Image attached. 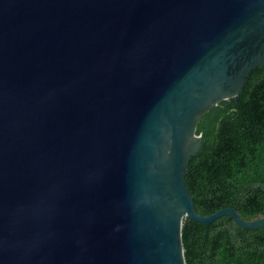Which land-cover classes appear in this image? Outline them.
<instances>
[{"label": "water", "instance_id": "water-1", "mask_svg": "<svg viewBox=\"0 0 264 264\" xmlns=\"http://www.w3.org/2000/svg\"><path fill=\"white\" fill-rule=\"evenodd\" d=\"M264 65V0H0V264H185L200 116Z\"/></svg>", "mask_w": 264, "mask_h": 264}, {"label": "trees", "instance_id": "trees-1", "mask_svg": "<svg viewBox=\"0 0 264 264\" xmlns=\"http://www.w3.org/2000/svg\"><path fill=\"white\" fill-rule=\"evenodd\" d=\"M201 144L186 171L197 213L231 207L242 219L264 216V65L253 69L235 99L220 101L196 123ZM185 264H264V229L247 230L229 216L181 229Z\"/></svg>", "mask_w": 264, "mask_h": 264}]
</instances>
